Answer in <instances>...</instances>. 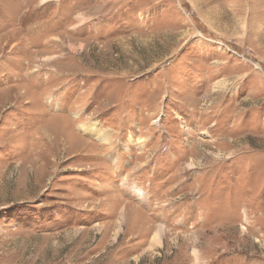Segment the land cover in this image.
I'll list each match as a JSON object with an SVG mask.
<instances>
[{"label": "rangeland", "instance_id": "374dc122", "mask_svg": "<svg viewBox=\"0 0 264 264\" xmlns=\"http://www.w3.org/2000/svg\"><path fill=\"white\" fill-rule=\"evenodd\" d=\"M0 264H264V0H0Z\"/></svg>", "mask_w": 264, "mask_h": 264}, {"label": "bare ground", "instance_id": "6f19581e", "mask_svg": "<svg viewBox=\"0 0 264 264\" xmlns=\"http://www.w3.org/2000/svg\"><path fill=\"white\" fill-rule=\"evenodd\" d=\"M89 130H87L88 132ZM93 133V132H92ZM91 133V134H92ZM97 133V132H96ZM95 134V133H94ZM105 138L107 139V137L105 136ZM163 229H160L158 230V232L154 235L153 237V240H152V248L154 247H158V246H161L162 245V235H163Z\"/></svg>", "mask_w": 264, "mask_h": 264}]
</instances>
